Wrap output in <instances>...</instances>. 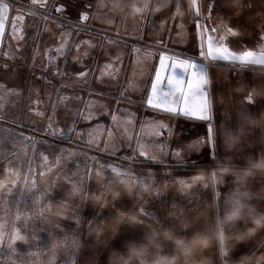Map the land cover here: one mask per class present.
Listing matches in <instances>:
<instances>
[{"label":"rangeland","instance_id":"374dc122","mask_svg":"<svg viewBox=\"0 0 264 264\" xmlns=\"http://www.w3.org/2000/svg\"><path fill=\"white\" fill-rule=\"evenodd\" d=\"M165 1L129 0L128 11H121V0H48L53 9L63 3L64 12L53 10L48 20L26 18L19 42L5 36L0 44V264H49L53 253L56 264H114L129 242H144L161 228L187 238L210 230L226 210L236 186L232 177L218 188L195 179L223 161L216 137L209 145L203 130L198 134L193 124L145 105L162 50L199 58L201 21L189 14V0H181V15L177 5ZM198 2L202 15L209 16L213 0ZM20 5L25 11L35 8L29 0H18L15 7ZM85 11L89 19L81 21ZM210 15L206 26L225 35L234 50L264 48V0H214ZM62 40L64 55L55 51ZM202 62L214 79L219 65L235 72L245 65ZM83 71L88 74L80 77ZM251 87L264 90V64L250 65ZM207 90L212 91L209 83ZM253 111L264 113V99L250 103V116ZM49 116L54 128L72 130L68 139L45 134ZM193 128L195 134L185 133ZM254 131L264 138V126ZM261 143L264 139L254 145ZM176 147L182 149L179 157L173 155ZM142 149L146 156L139 155ZM251 152L254 158L264 155L263 148ZM108 165L128 175L117 178ZM110 179L119 182L110 185ZM33 180L36 188L28 192ZM261 185L264 178L250 182L253 190ZM41 191L46 195L37 201ZM250 202L264 211V197ZM121 213L135 215L138 223L125 219L114 237L106 231L100 238L105 243L98 244L92 229L117 225ZM13 222L16 229L8 237ZM17 233L21 239L13 242ZM76 240L84 245L79 251L73 247ZM164 251L170 253L172 246L164 244ZM243 254L264 255V232L228 257L215 247L203 255L210 264H234Z\"/></svg>","mask_w":264,"mask_h":264},{"label":"snow or ice","instance_id":"6c2138e0","mask_svg":"<svg viewBox=\"0 0 264 264\" xmlns=\"http://www.w3.org/2000/svg\"><path fill=\"white\" fill-rule=\"evenodd\" d=\"M17 2L18 0H0V44L4 42L6 35L9 39L16 40L17 42L24 39L23 32L26 28V18L40 15L43 19L48 20L51 18V12L53 10L56 13H63L65 10V5L63 3H60L59 6H55L53 9V7L49 5L48 0H29V4L35 6V8H30L28 11H25L24 5H20L19 8L15 7ZM121 2L123 7H121L120 10L128 11V8L124 7V5H127L129 0H121ZM160 6L163 7L166 5ZM117 7H119V5H117ZM141 7L146 10L148 5L144 4L141 5ZM212 7H214V0L213 4L209 7V16L204 17L201 12L202 4L198 2V0H189V14L201 21L197 24V27L200 30L197 34L199 58L194 56L185 57L182 53H168L167 50H162L158 58V66L155 68L154 79L145 100V105L147 107L157 111L174 113L200 121H207L209 145H214L215 143L214 127L212 124L213 117L211 114V100L209 99V92L207 90V81L209 78L208 71L205 63L202 61H223L228 62L233 66L238 63H243L245 65L264 64V48L258 50L245 48L242 51H236L226 43L227 37L225 35H217L215 27L206 26L204 21L211 19L210 13ZM46 8L48 9L47 12H40L41 9ZM177 15H181L179 0H177ZM80 19L81 21L88 20V13L86 11L81 12ZM230 30L231 29H229V31ZM70 34L71 33H69V35ZM260 38L264 39V33H260ZM65 44L66 41L62 40L55 51L60 55H64ZM137 51H139V49H137ZM87 74L86 71H83L79 73V76L83 77ZM0 87H2V85H0ZM185 89H187V91H185ZM64 99L66 100L67 97ZM34 103H39V101ZM28 111L32 112L34 109L29 107ZM35 115L38 117H44L45 114L42 111H35ZM2 118L3 116H0V119ZM113 119H115V117H113ZM12 122L17 124L20 123L19 120H13ZM155 127L159 129L164 126L156 125ZM71 131L72 130L69 129L68 133ZM68 133L54 128L51 116L47 117L46 135L53 137L59 136L63 139H68ZM155 134L159 135L160 133L157 131ZM12 135L15 137V133ZM23 139L27 138L25 137ZM33 148H35V141H33ZM181 151L182 149L180 147H176L173 149V155L179 157ZM139 155L146 156V150L142 149L139 152ZM41 156L43 161L47 163L48 156L43 155V153H41ZM213 158H216L214 153ZM108 167L111 168L117 178L128 175L127 172H122L118 166L108 165ZM29 170L31 171V168ZM15 175L18 176L19 172H16ZM40 175L43 176L44 173L41 172ZM140 179L142 178L137 180L139 181ZM195 179H199V177H196ZM118 182V179L109 180L110 185H115ZM13 187H15V184H13ZM35 188L36 182L33 180L27 191L32 192ZM45 195L46 191H41L40 194L36 196V200L38 201ZM141 211L145 216L149 215V213L144 212L143 209ZM17 219H19V215L17 216ZM8 227L10 229L8 237H12L13 230L16 229L15 223L13 222ZM20 239L21 237L17 233L13 242H17Z\"/></svg>","mask_w":264,"mask_h":264},{"label":"clouds","instance_id":"9594fccd","mask_svg":"<svg viewBox=\"0 0 264 264\" xmlns=\"http://www.w3.org/2000/svg\"><path fill=\"white\" fill-rule=\"evenodd\" d=\"M237 4L242 0H236ZM237 34H239L237 30ZM264 99V90L251 87L247 89L244 97L245 103H255ZM250 128L264 126V113L259 116L248 118ZM246 135L245 129H238L230 133L226 146L229 150L234 149L241 143ZM201 181L207 180L213 188L223 186L228 177H232L235 187L227 196V208L218 219H215L212 228L208 231L196 232L185 238L172 228H161L158 232L147 235L144 242H129L125 251L117 255L114 264H210V260L203 254L215 247L219 253L228 257L235 248L253 237L264 232V211L259 210L251 200L264 197V185L253 190L250 182L258 177L264 178V155L247 160L244 167H235L230 159L227 163H219L210 172L198 174ZM119 198L120 193L113 194ZM174 217L175 213H170ZM127 221L131 224L138 223V218L129 213H121L117 225L105 227L98 226L91 231L97 243H105L100 238L109 231L114 235L118 225ZM247 221V223H245ZM159 238L163 243H158ZM164 244H170L172 251L165 252ZM75 250L79 251L84 247L79 240L73 242ZM151 257V258H149ZM57 254L53 253L49 258V264H56ZM234 264H264V255L252 256L241 255Z\"/></svg>","mask_w":264,"mask_h":264},{"label":"crops","instance_id":"0c3cea01","mask_svg":"<svg viewBox=\"0 0 264 264\" xmlns=\"http://www.w3.org/2000/svg\"><path fill=\"white\" fill-rule=\"evenodd\" d=\"M183 4H185V0ZM166 5H177V0H167ZM181 4V0H179ZM204 63V62H203ZM206 65V63H205ZM136 66V64L134 65ZM220 68L215 72V79L212 73H208V81L211 86L212 91H209V99H212L211 110L214 114V122H212L214 127V138L219 143V149L223 154V161L221 163H227L230 159L233 166L245 165L250 158H254L255 155L251 152L252 150L263 148V146L258 147L254 144L256 142H262L261 134H256L255 128H250L248 126V118L250 117V103H245L244 97L247 95V89L250 88V65H241L237 68V72L232 71L224 67L225 65H219ZM228 66V65H226ZM135 69V67H133ZM133 79V77H132ZM134 80V79H133ZM151 84V83H150ZM187 91V89H185ZM260 111H253L254 116H259ZM262 112V111H261ZM168 116L176 117L177 120L182 118L188 125L193 124L195 128H198V134L204 131L205 137H208V122L196 120L190 117H185L183 115H177L174 113H168ZM194 122H193V121ZM194 130H190L188 134H195ZM245 129L246 135L242 139L241 143L238 144L234 149L229 150L226 146V141L230 133H235L238 129ZM256 132V133H255ZM184 133V134H185ZM194 141V140H193ZM200 142V141H199Z\"/></svg>","mask_w":264,"mask_h":264}]
</instances>
